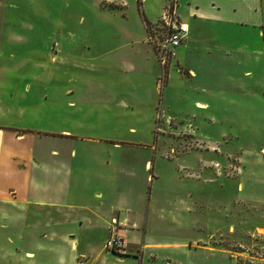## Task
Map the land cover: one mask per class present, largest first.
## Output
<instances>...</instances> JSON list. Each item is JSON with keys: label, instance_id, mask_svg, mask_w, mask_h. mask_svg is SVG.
<instances>
[{"label": "crops", "instance_id": "0c3cea01", "mask_svg": "<svg viewBox=\"0 0 264 264\" xmlns=\"http://www.w3.org/2000/svg\"><path fill=\"white\" fill-rule=\"evenodd\" d=\"M100 1L124 8L132 2L151 20L174 4L177 16L188 25L184 42L175 49V66L181 73V92L190 94L193 109L214 119L222 114L227 121L228 115H238L242 126L247 116L264 115V0ZM18 19L0 12V264H152L159 258L170 262L158 252L168 243L137 235L142 220L134 187L136 180L141 186L150 175L127 169L126 158H74L75 140L62 126L71 116L64 105L73 101H59L72 91L68 88L62 96L53 91L54 56L45 60L48 51L39 56L31 37L38 30ZM147 44L134 43L122 58L129 72L156 74V54ZM72 122L81 124L77 118ZM255 154L262 158H253L254 163L264 165V144ZM236 159L240 199L254 196L264 204V171L250 172L248 180L242 176L245 158ZM204 180L211 179L207 175ZM113 221L114 232L126 246L121 255L105 248ZM201 246L208 253L217 251L225 264L222 245Z\"/></svg>", "mask_w": 264, "mask_h": 264}, {"label": "rangeland", "instance_id": "374dc122", "mask_svg": "<svg viewBox=\"0 0 264 264\" xmlns=\"http://www.w3.org/2000/svg\"><path fill=\"white\" fill-rule=\"evenodd\" d=\"M119 4L1 0L0 12L38 30L31 36L32 48H39V56L48 51L45 60L54 56L53 91L62 96L64 90L71 89L72 93L59 101H73L64 105L71 116L62 126L70 129L75 140L74 158H126L127 169L150 175L141 186L136 180L134 187L135 207L142 220L137 235L168 243L158 252L170 259L166 263L159 258L152 264H223L217 251H212V256L202 244L222 245L225 264H242L239 260L243 259L232 254L240 244H264L258 239V232L264 230V204L254 196L240 199L236 192L240 163L236 158H245L242 176L248 180L250 172L264 171V165L253 161L262 158L255 152L264 144V115L247 116L242 126L238 115H228L227 121L222 114L214 119L198 113L186 89L181 92L184 86L179 82L176 57L165 71L154 52V76L129 72L123 63L127 59L122 58L128 57L134 43L139 47L143 42L150 44L149 26L161 15L151 20L137 11L134 3L128 8ZM73 118L81 124L74 125ZM229 120H234L232 125ZM145 161L150 163L148 167ZM207 175L208 183L204 180ZM110 229L117 231L115 221ZM244 260L246 264H264L258 259Z\"/></svg>", "mask_w": 264, "mask_h": 264}, {"label": "built area", "instance_id": "2783aa9c", "mask_svg": "<svg viewBox=\"0 0 264 264\" xmlns=\"http://www.w3.org/2000/svg\"><path fill=\"white\" fill-rule=\"evenodd\" d=\"M187 33L188 25L177 16L174 4L172 3L168 4L157 22L149 26L148 41L165 71L175 58V49L184 42ZM258 236V239L264 242V237H262L260 232H258ZM105 248L111 252L124 253L125 243L119 234L110 231L105 241ZM236 256L239 259H243L239 260L243 261L242 264H246V260L244 259L247 258L258 259L264 262V244L240 246V250L236 252Z\"/></svg>", "mask_w": 264, "mask_h": 264}, {"label": "trees", "instance_id": "16d2710c", "mask_svg": "<svg viewBox=\"0 0 264 264\" xmlns=\"http://www.w3.org/2000/svg\"><path fill=\"white\" fill-rule=\"evenodd\" d=\"M116 253V252H115ZM117 254H119V255H121V253H117ZM124 255V254H123Z\"/></svg>", "mask_w": 264, "mask_h": 264}]
</instances>
